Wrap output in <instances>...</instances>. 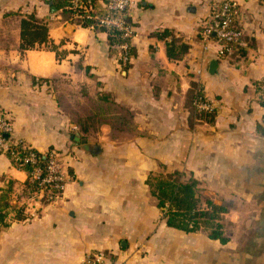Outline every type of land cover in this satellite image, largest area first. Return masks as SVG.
Segmentation results:
<instances>
[{"label": "crops", "instance_id": "crops-1", "mask_svg": "<svg viewBox=\"0 0 264 264\" xmlns=\"http://www.w3.org/2000/svg\"><path fill=\"white\" fill-rule=\"evenodd\" d=\"M53 1L0 0V112L12 124L9 140L54 152L65 176L52 202L39 190L27 198L26 172L0 155V196L9 206L0 264H80L93 252L115 264H240L231 239L221 245L166 227L146 181L178 172L229 194L239 188L230 176L258 167L264 112L254 84L264 77V6L231 0L243 41L255 40L232 64L216 61L217 45L199 38L225 0H130V37L120 39L132 55L123 63L119 44L81 28L82 16L51 12ZM28 15L47 23L49 44L20 53V20ZM164 31L189 46L180 60L167 59L170 38L157 37ZM191 82L216 110L212 124L188 126Z\"/></svg>", "mask_w": 264, "mask_h": 264}, {"label": "trees", "instance_id": "trees-1", "mask_svg": "<svg viewBox=\"0 0 264 264\" xmlns=\"http://www.w3.org/2000/svg\"><path fill=\"white\" fill-rule=\"evenodd\" d=\"M91 17H103L107 15L105 1L90 0ZM264 6V0H258ZM53 6L56 12L66 19H72L73 16H82L79 26L81 28L93 27L98 32L107 34L108 44L110 46L122 43L120 39L121 33L114 29H105L97 27L96 23L91 20H86L82 12L76 14L69 7V0H54ZM124 24H129L127 17L122 18ZM234 29H238L237 24L232 20L231 24ZM202 32V30H201ZM20 45L19 52L32 50L36 47L46 46L49 44L47 23L43 20H37L33 15L24 16L20 20L19 25ZM159 39L170 38V42L165 44L166 57L170 61H178L188 53L189 46L175 40L169 31H164L157 36ZM227 48L231 51L227 56L232 54L238 61L246 56V48L241 44H228ZM50 49L56 51V47L50 44ZM128 57H131V49L128 48ZM223 56V57H227ZM231 56V57H232ZM230 57V58H231ZM256 99L259 106L264 112V92L260 90V83L254 84ZM198 104H210L204 96L202 87L196 82L190 83V88L185 97V108L188 113L187 123L192 127L196 123L212 124L216 118V110L200 111L196 108ZM257 133L264 139V128L257 126ZM23 146V147H22ZM15 151L16 157L22 160L29 154L34 153L36 163L21 162L13 163L15 168L26 172L28 180L24 185V190L27 198H34L38 191L37 183L31 182V175L34 169L40 171L41 176L45 174L47 156L37 153L27 144H23ZM50 150L47 151V153ZM8 158V156H6ZM150 196L155 200L156 207L161 213V220L166 227L174 229L185 234H194L198 232L205 233L206 237L211 241H218L221 245H226L229 238L224 232V227L221 223L223 217L230 212L231 205L225 203L224 200L218 199L216 194L210 192L204 182L194 179L191 175L187 178L178 172L169 174L150 175L146 181ZM7 196H0V226H6L4 222L7 209ZM16 220L21 221L23 217L21 210L16 212Z\"/></svg>", "mask_w": 264, "mask_h": 264}, {"label": "built area", "instance_id": "built-area-1", "mask_svg": "<svg viewBox=\"0 0 264 264\" xmlns=\"http://www.w3.org/2000/svg\"><path fill=\"white\" fill-rule=\"evenodd\" d=\"M90 0H69V7L73 10H84L87 12L85 19L94 21L99 28L114 29L121 33L120 38L124 41L130 37V25L124 24L122 18L128 17L131 7L130 0H107L105 8L107 15L103 17H91L90 12ZM236 15V6L233 2L226 1L219 6H214L211 13L206 20V24L202 32V42L208 44L210 39L221 46V50H218V54L225 53L223 47L228 52L227 45L236 43L239 34L232 31V20ZM232 29V30H230ZM114 49L121 51V60L123 63L127 61L126 52L127 45L120 43L114 46ZM260 90L264 92V77L261 80ZM196 108L200 111H211V104H198ZM12 133V124L9 117L0 112V155L8 156L14 163L21 162L30 163L35 165L36 156L34 153L29 154L27 157L20 160L16 157L15 151L22 146L21 142H12L9 140V136ZM23 147V146H22ZM47 156V163L45 168V174L41 176L40 171L34 169L32 171L31 182H36L39 193L46 202H52L58 194H61L64 190L65 176L62 172V167L57 161V156L54 152H48L44 154ZM80 264H115L110 258L102 252H93L85 254Z\"/></svg>", "mask_w": 264, "mask_h": 264}, {"label": "rangeland", "instance_id": "rangeland-1", "mask_svg": "<svg viewBox=\"0 0 264 264\" xmlns=\"http://www.w3.org/2000/svg\"><path fill=\"white\" fill-rule=\"evenodd\" d=\"M226 1L233 2L231 0H225L223 2ZM233 3L236 6V3ZM127 18L129 19V17ZM236 18H238L237 12L234 17V21L237 24ZM231 28L233 30H230L239 34L236 43L241 44L246 49L255 47V40L245 42L243 41L242 31L240 29H234L232 25ZM199 38L202 41V32L199 34ZM210 42H212V38L208 43ZM218 50H221V46H217L216 61L228 60L232 64L235 62L234 60L236 58L232 54L227 56L228 53H231L229 49L226 52V49L223 47L225 53L222 55L218 54ZM257 162L259 163V165L257 164L258 167L252 166L251 171H253V174L246 173L230 176L231 179L233 178V181L238 182L239 188L235 191H228L229 194L226 191H219L216 194L215 186L213 184L208 186L204 182L208 190L216 194L218 199L224 200L223 198L225 197V203L231 205L230 212L228 213L230 217L225 219L228 216L226 214L227 216L225 215V218L223 217L221 223L229 241L231 239L233 245L236 246L234 248L236 249L237 255L240 256V260L241 256L243 258L240 264H264V158L258 159ZM253 163L255 164V162ZM160 174L164 175L169 173L162 172ZM183 175L185 178L189 177V175Z\"/></svg>", "mask_w": 264, "mask_h": 264}, {"label": "water", "instance_id": "water-1", "mask_svg": "<svg viewBox=\"0 0 264 264\" xmlns=\"http://www.w3.org/2000/svg\"><path fill=\"white\" fill-rule=\"evenodd\" d=\"M50 11L51 12H56L55 8L52 7L51 4H50ZM216 69H217V62H215V61L211 62L209 64V74L213 75L214 72L216 71ZM75 136L78 137L77 134ZM75 141L78 142L79 141L78 138H75ZM82 143H84V141H82Z\"/></svg>", "mask_w": 264, "mask_h": 264}]
</instances>
